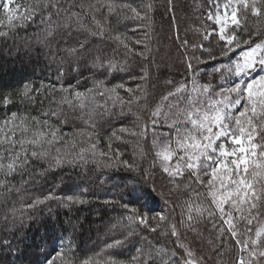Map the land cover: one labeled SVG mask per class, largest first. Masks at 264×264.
Returning a JSON list of instances; mask_svg holds the SVG:
<instances>
[{
    "label": "trees",
    "instance_id": "16d2710c",
    "mask_svg": "<svg viewBox=\"0 0 264 264\" xmlns=\"http://www.w3.org/2000/svg\"><path fill=\"white\" fill-rule=\"evenodd\" d=\"M211 3L14 0L18 16L35 9L31 19L14 20V27L0 8V32L4 33L0 35V97L8 95L14 101L7 107L0 104V157L5 158L0 162L5 166L10 162L9 152L21 157L28 153V165L7 176L0 170V264H43L44 254L52 251L53 238L56 248L66 254L57 257L55 264H162L172 253L183 256L180 245L203 264H235L238 247L229 235L213 228L207 213L191 228L180 222L185 220L186 202L207 209L209 200L196 199L193 189L202 194L203 189L187 174L176 180V187L160 171L153 132L167 134L170 129L161 123L153 130L150 123V112L157 106L172 116L176 109L169 112V101L163 97L182 85L187 84L188 90L193 82L209 85L211 102L221 87L235 82L227 75L232 66L228 59L208 54L218 53L220 42L211 39L210 47L209 41L202 40L205 30L211 28L206 19ZM71 13L75 15L69 22ZM237 35L264 43V15L248 12ZM194 43H203L208 51L193 49ZM69 47L77 51L71 53ZM243 47L247 49V45ZM239 59L234 56L233 63ZM99 81L108 89L103 96L98 93L104 87H96ZM25 85L32 90L28 97L23 95ZM76 91L92 98L85 100L83 108L73 99ZM65 97L77 106L70 107ZM170 101L180 109L184 106L183 100ZM52 111L58 115L47 118L45 125L43 113ZM12 113H16L15 120ZM144 125L147 130L141 135ZM55 129H59L61 141L51 147L43 145L50 155L31 157V151L40 146L26 141L33 133ZM21 140L25 141L23 147ZM10 142L15 143L10 146ZM80 148L88 150L84 159L68 164ZM57 156L62 163H55ZM125 160L133 170L123 165ZM153 184L157 192L151 191ZM134 186L140 191L130 195ZM49 195L53 198L45 199ZM69 196L84 203L70 202ZM125 203L129 209L123 207ZM131 208L148 213L147 226L127 219ZM160 213L168 219L160 221ZM215 223L217 228L222 226L219 219ZM173 224L177 236L172 235ZM258 226L254 221L249 233L253 238ZM115 240L122 244L114 245Z\"/></svg>",
    "mask_w": 264,
    "mask_h": 264
},
{
    "label": "snow or ice",
    "instance_id": "6c2138e0",
    "mask_svg": "<svg viewBox=\"0 0 264 264\" xmlns=\"http://www.w3.org/2000/svg\"><path fill=\"white\" fill-rule=\"evenodd\" d=\"M14 0H0V8L7 13V20L10 26L14 27V20L31 19L35 9L25 11L26 16H18V6L13 7ZM55 7V5H53ZM243 9V12L241 11ZM109 11L112 8L109 7ZM136 12L135 9H132ZM248 12L254 16L264 15V2L261 0H212L211 7L206 14L207 21L210 22V30L206 29L202 40L211 39L220 42L221 47L218 53L208 52L210 56L219 55L226 57L232 65L227 70V75L235 79V82L227 88H220L218 94L211 96L209 85L193 86L188 90V85H182L174 92H169L163 97L164 101H169V112L176 109L172 116L167 112L162 113L160 106L150 112L151 126L153 130L161 123L167 124L170 131L167 134H156L153 132V145L157 149L156 157L159 160V169L166 174L170 183L176 185V180L185 177L195 185L203 189L196 191L197 200L208 199L210 207L205 209L202 204L185 203L187 209L185 220L181 223H187L188 227H193V222H199L207 213L208 218L213 222V228L221 235H229L235 246L238 247L240 255L237 257L235 264H264V224L260 221L264 219V43H254L251 38L242 40L237 35V30L242 26V17H246ZM75 13L68 17L69 22ZM139 16L140 13L136 12ZM51 13H49V18ZM0 35L4 33L0 32ZM76 43L81 49L85 45L77 40ZM185 45L188 41H184ZM247 45V49L243 47ZM193 49L202 52L208 51L203 43L192 44ZM76 48L71 49L75 53ZM238 55L240 59L233 63L234 56ZM111 66V65H110ZM189 68L191 63L189 62ZM225 75V73H221ZM97 89L104 87L103 81L96 85ZM118 87H123L119 85ZM32 91L27 85L23 95L28 97ZM91 92V89L87 90ZM108 89L98 94L103 96ZM115 92V88L111 89ZM185 94L180 95L181 92ZM234 97V98H233ZM170 98L175 101L183 100V108L180 109L178 104L171 103ZM73 99L83 108L85 100H91V97H85V94L76 91ZM139 99V97H137ZM65 103L70 107H76L72 100L64 98ZM13 98L8 95L0 97V104L5 107L12 104ZM55 111L45 112L43 123L48 124V119L56 117ZM163 117V119H161ZM16 113H12L11 119L15 120ZM35 120V118H33ZM7 124L8 121L6 120ZM147 130L144 125L141 135ZM21 131H27L22 128ZM59 129L48 132L38 131L33 133V138L26 141L32 146H40V150L31 151V157L39 158L50 155L43 149L44 143L50 147L61 141L57 136ZM126 131V129H121ZM115 136V132L112 133ZM133 136L136 132L131 133ZM12 143L10 142V146ZM21 147L25 141H19ZM71 147H75L74 144ZM95 144L91 145L94 150ZM110 147V145H109ZM55 151L59 153V148ZM88 151L80 148L79 152L68 160V164H73L77 160L84 159V153ZM119 153V149H117ZM95 156V151L92 152ZM100 155H106L100 153ZM5 158L0 157V161ZM8 162L5 166L0 162V170H3L5 176L17 171V168H23L28 165V153L25 152L23 157L20 153H8ZM55 163H62L59 156L55 158ZM123 165L129 170H133V165L128 164L125 160ZM183 182V180H181ZM191 185H186L189 187ZM140 189L132 187L130 195H136ZM152 192L158 189L153 184ZM53 198L51 195L45 199ZM136 199L141 197L136 196ZM70 202L84 203L79 197H67ZM189 200L193 197L189 195ZM43 201H37L42 203ZM33 205L29 204L28 207ZM125 209L130 205L125 203ZM195 207V214L193 208ZM141 208H131V215L127 217L129 221H138L139 224L148 225L149 216L147 212L140 211ZM159 220L168 219L162 213L158 214ZM222 221V226L217 228L215 220ZM259 225L255 228L254 236L249 235L253 232V222ZM156 231V228H151ZM130 234V233H129ZM172 235H179L176 231L175 224L172 225ZM122 244L121 240H115L114 245ZM113 245H109L112 247ZM52 251L46 252L43 258V264H55L56 258L66 255L56 248L55 238H53ZM183 256L172 253L168 258L162 261V264H203L202 260H197L190 250L183 245L179 246ZM133 259H136L134 257ZM88 264V261H84ZM143 264V262H142Z\"/></svg>",
    "mask_w": 264,
    "mask_h": 264
},
{
    "label": "rangeland",
    "instance_id": "374dc122",
    "mask_svg": "<svg viewBox=\"0 0 264 264\" xmlns=\"http://www.w3.org/2000/svg\"><path fill=\"white\" fill-rule=\"evenodd\" d=\"M86 44H88L87 43V41H84ZM76 45V44H75ZM76 47V46H75ZM60 48V47H59ZM66 48V47H65ZM72 48H74V47H72ZM71 47H69L68 49H70V51H71V49H72ZM85 48V47H84ZM64 49V48H63ZM97 237H99V238H101L102 239V237L101 236H97ZM98 240V239H97Z\"/></svg>",
    "mask_w": 264,
    "mask_h": 264
}]
</instances>
